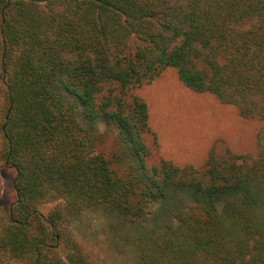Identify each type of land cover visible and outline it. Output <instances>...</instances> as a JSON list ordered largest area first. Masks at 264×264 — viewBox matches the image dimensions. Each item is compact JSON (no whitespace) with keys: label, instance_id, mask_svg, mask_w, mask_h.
Segmentation results:
<instances>
[{"label":"trees","instance_id":"trees-1","mask_svg":"<svg viewBox=\"0 0 264 264\" xmlns=\"http://www.w3.org/2000/svg\"><path fill=\"white\" fill-rule=\"evenodd\" d=\"M166 69L257 120L256 152L151 162L141 89ZM0 161V264H97L90 213L129 264H264V0H0Z\"/></svg>","mask_w":264,"mask_h":264},{"label":"rangeland","instance_id":"rangeland-1","mask_svg":"<svg viewBox=\"0 0 264 264\" xmlns=\"http://www.w3.org/2000/svg\"><path fill=\"white\" fill-rule=\"evenodd\" d=\"M137 39L129 41L133 51ZM148 104L151 133L145 136L151 151V162L160 158L170 159L179 165L193 164L202 167L206 154L211 150L223 153L226 149L236 153H255L259 122L241 117L230 105L220 102L209 93H197L185 87L174 71L166 69L141 89ZM99 135L98 151L114 160L119 153L113 126L99 123L95 126ZM119 165V164H118ZM115 168H118L115 163ZM120 169H125L123 164ZM13 167L0 161V212L7 213L16 199ZM53 204H44L46 214ZM88 228L84 230L85 244L97 259V264H129L128 255L110 252V234L105 220L90 213Z\"/></svg>","mask_w":264,"mask_h":264}]
</instances>
